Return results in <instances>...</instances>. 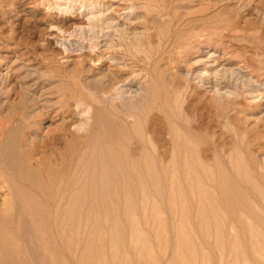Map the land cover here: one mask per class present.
Instances as JSON below:
<instances>
[{
  "label": "rangeland",
  "instance_id": "374dc122",
  "mask_svg": "<svg viewBox=\"0 0 264 264\" xmlns=\"http://www.w3.org/2000/svg\"><path fill=\"white\" fill-rule=\"evenodd\" d=\"M230 19L245 27L246 34L264 36V0H0V134L4 120L23 117L22 112L29 111L27 83L38 101L55 102L66 82H72L71 74L81 67L93 68L95 75L108 69L124 78L113 86L114 92L122 94L139 84L142 94L151 95L154 87L162 93L173 78L181 85L175 94L177 110L184 122L194 124L199 153L211 177H216L208 179L202 173L193 179L181 175L179 184L175 180L172 185L148 182L146 198L141 191L135 192L129 207L116 210L120 219L116 222L95 219L98 211L104 213L102 207H84V213H92L82 223L81 264H264V66L255 62L258 55L254 53L260 50L254 47L255 41L240 37L244 33L240 27L222 31L221 25L232 23ZM169 30H174L172 38L173 32L181 34L175 39L178 42L165 38ZM76 44L85 47L81 50ZM242 55L253 58L249 66L240 60ZM147 57H153L149 64ZM254 66L261 69L253 70ZM232 68L254 83L242 86V80L229 73ZM127 76L138 77L137 82L129 85ZM233 87L239 95L228 106L226 113L231 116L227 120L218 116L217 105L228 104L225 94ZM72 103L66 117L71 129L79 122L76 112L82 107ZM148 104H152L150 99L144 106ZM53 114L43 121L41 130L51 121L49 127L56 134L54 126L60 118ZM159 116L161 112L153 108L139 119L153 126L158 144L165 138ZM19 132L15 127L11 135ZM69 138L62 134L55 140L44 138L45 143L37 140L35 157L41 158V164L48 160L56 164ZM219 168L237 187L231 197H225L218 184ZM45 222L40 221L36 229L49 237L54 250L71 257L75 240L68 239L71 250L63 245L60 230L65 225L61 220ZM4 226L8 237L17 238L15 230Z\"/></svg>",
  "mask_w": 264,
  "mask_h": 264
},
{
  "label": "bare ground",
  "instance_id": "6f19581e",
  "mask_svg": "<svg viewBox=\"0 0 264 264\" xmlns=\"http://www.w3.org/2000/svg\"><path fill=\"white\" fill-rule=\"evenodd\" d=\"M91 17L95 18L92 15ZM231 21L232 23H228V25H221L222 31L231 32L240 27L234 20ZM98 26L100 25L98 24ZM243 29L245 27H240V30ZM98 30L101 32L102 28H98ZM172 31L174 30L167 31V37L165 38L168 41ZM246 33L247 31H244L240 37L246 41H255L254 47L260 50L259 53H254L258 55L255 62L264 66V45L261 44V42L264 44V36H252ZM217 34L221 35L222 32ZM119 35L121 36V34ZM180 35H177V31L173 32L174 40ZM173 38L171 37V39ZM175 41L178 42L179 38ZM105 43L107 44L108 41ZM91 45L88 46L91 47ZM83 47L85 46L82 44L77 48L82 50ZM242 47L245 48V46ZM162 50L164 51L165 49L162 48ZM165 52L163 55L166 54ZM160 53L162 52L159 51ZM157 56L159 57V55ZM150 58L153 57H147L149 60L148 64L150 63ZM251 59H253L251 56L242 55L240 60L245 66H249ZM113 62L116 63L118 61ZM92 69L81 67L75 70L71 74L72 82H66V89L61 91L59 99L55 102L54 100H44L42 102L40 99L38 101L37 96L34 97L35 95L29 93L31 84L27 83L28 85L26 84L25 88L27 97H25L29 100V105H27L30 108L29 111L22 112L23 117L4 120L2 123V132L0 134V192H2L0 193L2 195V197L0 196V264H81L84 252V246L81 241L82 223L92 213H84V207L90 210L102 207L104 213H99L98 211L96 213L97 217L95 216L96 218H94L97 220L106 218L116 222V218L119 219L116 210L129 207L132 201L134 202L133 195L135 192L141 191L144 198L148 182L156 186L159 182L160 184L167 182L172 185L174 183L173 180L179 184L181 175L190 179L198 177L202 173L208 179L214 176L211 177L212 172L206 166L205 157H202L199 153L194 137V124L188 121L184 122L182 114L177 110L175 94L178 93L176 89L181 86L177 79L172 78L171 81L169 80L168 88L161 85L165 87L162 93H157L154 87L151 95L142 94V84H136L135 88L129 89L128 94H122L114 92L113 86L124 78L117 77L108 69L101 75H95L91 73ZM255 69H261V67L256 68L254 66L253 70ZM229 73L234 76L233 78L241 79L242 86L254 83L249 77L245 78L244 73L240 70L232 68ZM132 76L125 78L129 85L137 82L136 79L138 77L134 76L136 78L134 80ZM238 90V88L233 87V89L226 92L225 100L228 104L221 103L217 105L219 107L218 116H222L227 120L230 119L231 115L227 114L229 113L227 109L230 103L235 100ZM147 99H150L152 104L144 106V102H147ZM71 102H76L75 104L78 108L82 104V107L76 112L80 115V120L73 125V129L70 127V120L66 118L67 113L72 111L70 109ZM153 108L161 112L159 121L164 124L161 133H164L165 138L164 142L159 144L153 138L155 132L152 128L153 126L143 125L139 122L142 115L147 114ZM51 112H54V117L60 118L59 123L54 126L56 131H58L56 134L49 127L52 123L51 121H48L49 125L46 123L45 127L48 126L46 129L41 130L43 121L51 117ZM12 123H15V125L12 126ZM15 127L19 128L20 132L18 133L19 135L13 137L11 132ZM39 131H42L43 134H39ZM62 134H66L70 138L64 144V150L57 156L59 160L56 164L51 163L50 160L41 164V158H36L34 155L37 140L45 143L44 138L52 137V140H55ZM233 135L235 137V133ZM235 138H233L234 142H236ZM201 139L204 140L205 138ZM236 146L240 152L244 151L242 146L238 144ZM244 146L246 148V145ZM244 161H247V159H244ZM224 162L221 161V163ZM219 171V175L216 174L218 175V184L222 188V193L227 198L233 196V189L237 187L232 184L231 178L225 175L222 169ZM227 171L228 168L226 169ZM231 174L230 176H232ZM240 187L242 188L243 185H240ZM243 189H246V187ZM138 205L135 203L136 207ZM45 209H47V213ZM48 218L51 220H48ZM58 220H61L62 224L65 225L63 230L59 229L61 232L63 231V245L71 250L70 246L72 243H68V239L72 237L75 240L71 257H67L62 251L54 250L49 237L43 236L36 229V225L40 221H46L45 224H49L51 221L57 222ZM3 222L17 232V238L13 239L7 236ZM102 225L101 228H103ZM56 241L57 239H55ZM59 249L61 250L60 247Z\"/></svg>",
  "mask_w": 264,
  "mask_h": 264
}]
</instances>
